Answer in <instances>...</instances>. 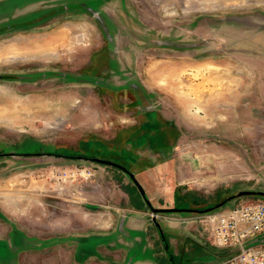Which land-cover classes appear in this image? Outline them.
I'll return each instance as SVG.
<instances>
[{
  "label": "rangeland",
  "instance_id": "rangeland-1",
  "mask_svg": "<svg viewBox=\"0 0 264 264\" xmlns=\"http://www.w3.org/2000/svg\"><path fill=\"white\" fill-rule=\"evenodd\" d=\"M230 2L0 0V149L46 153L0 158V237L18 229V264H73L52 222L73 225L74 210L81 233L146 237L167 260L131 179L91 157L125 166L154 207L184 209L157 217L176 263L234 253L199 221L264 202L236 196L264 192V0ZM132 204L148 212L143 231L125 226Z\"/></svg>",
  "mask_w": 264,
  "mask_h": 264
},
{
  "label": "crops",
  "instance_id": "crops-1",
  "mask_svg": "<svg viewBox=\"0 0 264 264\" xmlns=\"http://www.w3.org/2000/svg\"><path fill=\"white\" fill-rule=\"evenodd\" d=\"M211 1L216 2V0H208V3H211ZM138 206L132 204L128 206H123L119 209L122 213H124L122 215L126 217L125 226L128 232H137L140 230L143 231L146 229L145 222L147 221L146 217L148 215V212H146L143 208L140 209ZM74 212L76 214L73 218L74 219L73 225L71 222L72 219H67L66 217H63L61 219L56 220L55 222H52V225L57 228L58 235L56 237H57L58 245L60 246L58 247L61 248V250L58 252L59 254L63 252V254H60L61 255L60 258L72 259L73 264H158L159 261H161L162 264L165 263L169 264L168 258L164 250L163 252L167 259L165 260V262L162 261L161 258L157 255L158 254L156 253L157 251H155L153 247L149 246L150 243H147L146 237L144 238L139 235H134L133 237L126 239V241H124V244H117L114 243V241H112L109 237L112 231L98 234L94 231L89 230L85 234L81 233L78 230L80 227L75 224L76 223L75 221L78 220L81 222L83 219L82 217L83 213L78 212L76 210H74ZM85 215H87V213H85ZM106 219H109L108 213L106 212L105 213L102 212L100 214L98 213L89 214V223H94V222L98 223L99 221H104V220L106 221ZM108 224L109 222L106 225ZM44 226H45L44 229L46 228V226L47 229H49L50 223ZM32 227L34 228V226ZM44 229L42 230L43 233H44ZM101 237H105L106 239L105 244L106 245L110 244V247L108 246L106 247V249L104 247L103 248L101 247L103 245L99 243L100 242L99 238ZM30 238L34 240V236ZM21 241L23 240L22 238L19 239V231L15 227L10 229L8 233V237L7 236L4 238H2V236L0 237V264H18L17 263L18 258H21V256L18 255L20 253H23L24 250L25 249L27 250L28 248L25 247V249L23 250L21 246L22 245ZM31 242L34 243L35 240ZM117 242H120V240L117 239ZM67 244L69 249H66ZM201 245L202 246H200V249L203 252L208 253V251L204 249L203 244ZM160 246L161 248H163L161 241H160ZM169 248L171 250L170 245ZM111 251L112 253H110ZM171 252L175 258L174 260H177V256L175 252H173V250H171ZM3 260H5L6 262ZM181 260L183 261V259ZM61 264H66V262L61 261ZM175 264L178 263L175 262ZM198 264H204V262Z\"/></svg>",
  "mask_w": 264,
  "mask_h": 264
},
{
  "label": "built area",
  "instance_id": "built-area-1",
  "mask_svg": "<svg viewBox=\"0 0 264 264\" xmlns=\"http://www.w3.org/2000/svg\"><path fill=\"white\" fill-rule=\"evenodd\" d=\"M199 221L212 246L234 251L215 264H264V243L259 242L264 233V202L207 212Z\"/></svg>",
  "mask_w": 264,
  "mask_h": 264
},
{
  "label": "water",
  "instance_id": "water-1",
  "mask_svg": "<svg viewBox=\"0 0 264 264\" xmlns=\"http://www.w3.org/2000/svg\"><path fill=\"white\" fill-rule=\"evenodd\" d=\"M78 158H84L82 156H77ZM85 159H89V160H92V161H95V162H99V163H102V164H106V165H111V166H114V167H117L118 169L122 170L123 172H125L128 177L131 179V181L133 182V184L135 185V187L137 188L141 198L143 199V201L145 202V204L148 206V208L151 210V220L156 228V231H157V234L159 236V239L161 241V244H162V247H163V250L168 258V261H169V264H175V260H174V256L169 248V245H168V241L166 239V236L163 232V230L161 229V226L159 224V221L157 220V217L160 213H167V212H175V211H182L184 210L183 208H156L152 205V203L150 202L144 188L142 187V185L139 183V181L136 179L135 175L130 171L128 170L125 166L119 164V163H116V162H112V161H109V160H105V159H100V158H96V157H91V158H85ZM254 194H257V195H262L264 196V192L263 191H250V190H241L239 191L236 196H243V195H254ZM222 203H219L217 205V207L221 206ZM211 208H207L205 210H201L202 212L203 211H210ZM186 210V209H185ZM190 210V209H188Z\"/></svg>",
  "mask_w": 264,
  "mask_h": 264
},
{
  "label": "flooded vegetation",
  "instance_id": "flooded-vegetation-1",
  "mask_svg": "<svg viewBox=\"0 0 264 264\" xmlns=\"http://www.w3.org/2000/svg\"><path fill=\"white\" fill-rule=\"evenodd\" d=\"M46 153L43 152L42 150H4L0 149V158L2 157H13V158H30V157H39L43 156ZM235 198L234 195L231 197Z\"/></svg>",
  "mask_w": 264,
  "mask_h": 264
}]
</instances>
